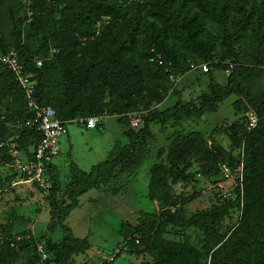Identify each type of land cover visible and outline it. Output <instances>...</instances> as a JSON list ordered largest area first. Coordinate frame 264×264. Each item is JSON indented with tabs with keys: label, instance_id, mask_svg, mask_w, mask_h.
Here are the masks:
<instances>
[{
	"label": "rangeland",
	"instance_id": "1",
	"mask_svg": "<svg viewBox=\"0 0 264 264\" xmlns=\"http://www.w3.org/2000/svg\"><path fill=\"white\" fill-rule=\"evenodd\" d=\"M64 1L71 11L57 15L43 33L38 30L55 0L0 2V45L24 43L29 52L47 58L46 46L57 43L56 59L68 73L66 100L75 118L103 117V125L94 129L70 122L60 138L53 177L62 207L69 203L71 160L88 172L112 158L128 144L126 131L137 130L148 110H164L177 101L197 103L212 80L225 84L226 63L242 70L246 58L257 55L264 65V0ZM152 52L183 64L185 72L167 77L149 62ZM118 99L127 106L125 115L100 112ZM235 100L230 95L199 118L152 123V137L134 173H118L77 198L64 223L90 246L68 264H208L212 251L236 236L244 210L252 215L264 197V152L256 145L259 138L264 141V118L254 123L252 111L234 109ZM24 115L19 88L0 65V139L21 137L31 147ZM136 119L138 125L132 122ZM250 133L258 166L244 195ZM14 160L9 149L0 151V264H20L29 241L42 248L45 240L64 237L51 217L48 195L18 181ZM152 170L156 181L150 187ZM113 187L119 193L109 195ZM161 213L170 215L162 220ZM120 230L129 232L124 250ZM40 256L46 257L43 251Z\"/></svg>",
	"mask_w": 264,
	"mask_h": 264
},
{
	"label": "trees",
	"instance_id": "2",
	"mask_svg": "<svg viewBox=\"0 0 264 264\" xmlns=\"http://www.w3.org/2000/svg\"><path fill=\"white\" fill-rule=\"evenodd\" d=\"M2 2V0H0ZM53 7L48 11L46 18L39 28V32L43 33L44 29L49 26L57 15L60 17L65 16L71 11V4L64 0H55ZM16 47L19 52L20 58L27 65L30 72H33L36 77V86L34 97L36 101L42 105L50 106L55 110L56 116L61 120H69L75 118V110L68 105L66 100V81L68 73L63 67L56 56H59L61 47L57 43H48L46 46L48 52L50 49L56 51L51 52L47 58L40 57L38 54H33L28 51V45L24 43H2L0 50H7L10 47ZM160 55L162 63L159 64L155 61H149L160 68L167 77L170 75L175 76L177 71L185 72L183 64L174 62V59H170L159 52H152L150 57H156ZM38 56L42 58V65L36 67L32 62V58ZM149 60V59H148ZM228 63L224 65V70L227 68ZM0 65L7 71L12 80H14L13 74L0 63ZM236 67V66H235ZM233 66L230 73L227 74V81L225 84H220L215 81H211L208 85V92L199 96L198 102L181 103L175 102L172 106L164 110H148V112L142 116L141 125L137 130L129 128L125 135L128 139V144L119 146L117 153L110 159H105L91 167L88 172L80 169L78 164L73 160L69 163V175L70 182L68 184L67 198L69 203L64 207L59 205L56 201V182L53 177L55 164L52 171V188L49 190L48 198L50 205L51 217L61 227L64 232V237L59 242H53L49 239L45 240L43 245V252L46 255L44 259L41 258L40 252L35 246L33 241L27 243L28 250L26 256L23 257L20 264H68L74 255L84 253L90 246L86 237H75L64 223L68 214L78 206L77 198L86 193L87 191L95 188L99 189L102 185L107 183L113 176L118 173L121 174H133L137 167L141 164L144 155V148L152 137L150 125L166 124L169 121L179 122L181 118H199L206 112H214L217 110L218 104L223 102L230 95L237 96V100L234 101L233 107L237 111H252L257 117V122L261 124V120L264 118V65L260 64L257 55L248 56L246 58V65L244 68L236 69ZM188 69V67H187ZM19 88L23 107H24V121L30 117L23 92L20 86ZM127 110L126 104L120 99L115 102L109 101L100 107V112L111 115H125ZM97 114H91L94 116ZM87 116V117H89ZM86 118V117H85ZM121 119V118H120ZM24 127L29 130V137L31 138V147H26L25 142L21 137L12 139V142L16 144V147L29 152L33 146L39 140V133L27 126ZM254 133L247 135L245 141V162L244 172L245 177L242 182V189L244 195L249 191L251 187L253 177L251 175L257 172L258 166V151L252 148ZM259 138V142L256 145H260L261 150L264 152V141ZM8 147L0 148V151ZM259 150V149H258ZM152 177L149 183L150 187L155 185L156 174L152 170ZM251 189V188H250ZM260 190H264L263 183L260 182ZM109 195H115L119 193V189L116 187L108 189ZM224 211V209H222ZM170 213H161L159 218L164 220ZM176 220L181 221V219ZM53 228L50 227V230ZM120 235H122L120 230ZM129 236V232L122 235L121 250L125 249L126 241ZM154 250V249H153ZM157 250V248H156ZM120 251L118 250V253ZM117 255V254H115ZM156 257V256H155ZM157 259V258H156ZM150 264V263H149ZM151 264H159L155 261ZM208 264H264V197L259 198L257 201L256 210L252 215L247 214L246 209L243 212L240 230L236 232V236H232L227 239L220 247L212 251L210 255V261Z\"/></svg>",
	"mask_w": 264,
	"mask_h": 264
},
{
	"label": "built area",
	"instance_id": "3",
	"mask_svg": "<svg viewBox=\"0 0 264 264\" xmlns=\"http://www.w3.org/2000/svg\"><path fill=\"white\" fill-rule=\"evenodd\" d=\"M51 52L56 51L50 49ZM156 61L161 64L163 61L160 55L151 57V61ZM42 58L34 56L32 62L36 67L42 65ZM0 63L4 65L14 77L16 83L20 86L26 107L30 112V117L24 121L25 126L36 130L39 133V140L33 146V148L27 152L20 150L16 147L15 143L10 141H4L0 139V148L8 147L10 152L14 155V166L18 174V181L21 183H27L34 185L41 189L44 195H48L49 190L52 188L53 181V159L59 154L60 151V138L67 134V125L70 122L76 121L84 125L87 129H94L102 125V116L94 115L86 118H74L69 120H61L56 114L55 110L46 105L38 103L34 97L36 77L33 72H30L24 61L21 60L20 55L16 47L12 46L7 50H0ZM227 68L224 70L226 74H229L233 63H228ZM203 72L208 70V66L203 64ZM173 75L170 78L173 79ZM253 116V122H257V117ZM134 125H138L140 122L138 119L132 121ZM226 171L228 169L226 168ZM223 185H219V190H223ZM39 251H43L41 247H38ZM115 251L114 255L116 254ZM114 256L110 257V260Z\"/></svg>",
	"mask_w": 264,
	"mask_h": 264
},
{
	"label": "crops",
	"instance_id": "4",
	"mask_svg": "<svg viewBox=\"0 0 264 264\" xmlns=\"http://www.w3.org/2000/svg\"><path fill=\"white\" fill-rule=\"evenodd\" d=\"M102 125H103V121H102ZM78 204H79V202H78Z\"/></svg>",
	"mask_w": 264,
	"mask_h": 264
}]
</instances>
